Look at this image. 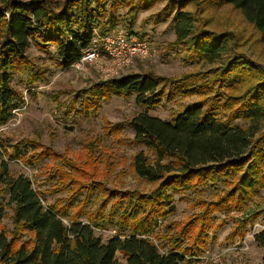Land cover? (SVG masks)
<instances>
[{"label":"trees","instance_id":"obj_1","mask_svg":"<svg viewBox=\"0 0 264 264\" xmlns=\"http://www.w3.org/2000/svg\"><path fill=\"white\" fill-rule=\"evenodd\" d=\"M138 1L141 9L164 1L155 21L170 19L174 23L175 44L182 47L185 60L215 65L175 79L152 72L123 75L92 91L96 98L133 97L142 110L128 126L134 134L132 144L146 149L150 156L139 150L132 156L131 168L140 180L156 184V189L150 194L104 190L98 211L85 214V205L71 216L70 209L80 203L81 195L72 193L67 207L43 206L41 192L27 177H13L7 165L21 161L35 147L24 145L20 154L14 146L6 156L0 141V186L8 196L6 205L12 206L15 229L10 238L0 230V264H119L117 256L124 264H181L186 257L204 252L203 223L192 240L188 238L190 222L163 243L147 237L158 221L162 223L173 212V194L227 182L224 198L213 203L220 211L230 202L244 203L264 189V66L235 52L238 38L233 33L209 31L198 13L183 10L190 0ZM217 2L238 11L264 45V0ZM122 5L131 12L136 8L133 0H0V127L22 104L11 87L13 75L29 70V82H34L33 67L26 57L30 43L42 51L53 46L57 65L67 70L89 46L95 29L99 36L112 32L117 24L116 9ZM178 94L196 100L176 111L170 121L149 114ZM111 131H119L118 126ZM23 163L29 166L30 160ZM114 199L122 210L115 219L116 211L105 219L103 210ZM3 217L0 206V222ZM111 226L117 233L105 241L94 232ZM25 233L31 238L19 241ZM187 240L190 244L182 247ZM253 240L264 250V231Z\"/></svg>","mask_w":264,"mask_h":264},{"label":"rangeland","instance_id":"obj_2","mask_svg":"<svg viewBox=\"0 0 264 264\" xmlns=\"http://www.w3.org/2000/svg\"><path fill=\"white\" fill-rule=\"evenodd\" d=\"M188 2L183 10L198 13V18L209 31L233 33L238 38L235 52L264 66V45L259 42L258 33L238 11L219 4L217 0ZM133 3L136 8L132 12L127 5L116 9L117 24L112 31L131 32L146 40L152 53L149 59L134 63L116 78L152 72L164 79H175L215 67L202 61H186L182 47L175 44L174 23L170 19L156 23L155 16L164 7V1L146 9H141L138 0H133ZM94 31L98 34L97 29ZM26 57L33 67L35 79L33 83L29 82L32 76L29 70L13 75L11 87L21 96L22 104L0 127V141L5 146L6 156H10L14 146L21 150L20 154L24 145L32 144L35 149L23 155L21 161L8 162L9 173L13 177H27L34 189L41 192L45 207H67L69 196L78 192L80 203H75L70 209L71 216L85 205V214L98 211L104 190L122 194L153 192L157 185L140 180L131 168L132 156L143 149L132 144L134 134L128 126L131 118L142 111L134 104L133 97L96 98L92 91L104 81L95 69L87 67L79 72L70 67L62 70L57 65L53 46L42 51L31 42ZM194 100L195 97L185 98L178 94L172 102L161 103L149 114L170 121L176 111ZM237 123L246 125L245 122ZM115 126L119 131L112 132ZM143 150L150 156L146 149ZM36 155L37 160L33 159ZM23 160H30V165L24 166ZM69 180L74 182L73 186ZM228 189L227 182H217L198 190L173 194V212L162 223L158 221L147 237L156 244L163 243L190 222L188 238L192 240L203 223L206 227L204 252L186 257L181 264H262L264 250L256 245L253 237L264 231V189L250 195L244 203L230 202L229 206L216 211L213 203L224 198ZM2 191L0 186V206L4 212L0 230L10 238L15 231L12 206L6 205L8 196ZM116 202L114 199L104 208L105 219L111 211H116L115 219L122 210ZM85 220L86 217H82V221ZM94 232L103 241L117 233L114 226ZM29 238L31 234L25 233L19 241ZM189 240L182 247L189 245ZM117 259L119 264H124L120 256Z\"/></svg>","mask_w":264,"mask_h":264},{"label":"built area","instance_id":"obj_3","mask_svg":"<svg viewBox=\"0 0 264 264\" xmlns=\"http://www.w3.org/2000/svg\"><path fill=\"white\" fill-rule=\"evenodd\" d=\"M92 40L82 51L80 59L72 66L76 71L87 67L95 69L102 81L116 78L121 71L151 57L148 42L122 30L99 36L93 31Z\"/></svg>","mask_w":264,"mask_h":264}]
</instances>
